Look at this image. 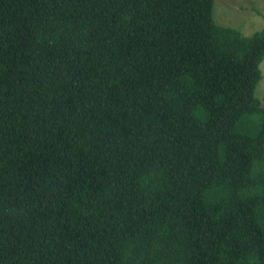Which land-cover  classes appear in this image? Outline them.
Here are the masks:
<instances>
[{"label": "trees", "instance_id": "16d2710c", "mask_svg": "<svg viewBox=\"0 0 264 264\" xmlns=\"http://www.w3.org/2000/svg\"><path fill=\"white\" fill-rule=\"evenodd\" d=\"M263 61L214 0H0V264H264Z\"/></svg>", "mask_w": 264, "mask_h": 264}, {"label": "rangeland", "instance_id": "374dc122", "mask_svg": "<svg viewBox=\"0 0 264 264\" xmlns=\"http://www.w3.org/2000/svg\"><path fill=\"white\" fill-rule=\"evenodd\" d=\"M214 21L249 37L264 29V0H214ZM260 68L262 79L255 96L264 105V61Z\"/></svg>", "mask_w": 264, "mask_h": 264}]
</instances>
